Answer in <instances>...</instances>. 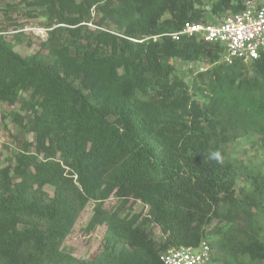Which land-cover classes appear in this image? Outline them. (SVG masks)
<instances>
[{
  "label": "trees",
  "instance_id": "obj_1",
  "mask_svg": "<svg viewBox=\"0 0 264 264\" xmlns=\"http://www.w3.org/2000/svg\"><path fill=\"white\" fill-rule=\"evenodd\" d=\"M242 4L0 0L15 24L13 43L0 30V104L17 130L0 167V264H163L203 241L208 264H264V162L227 151L251 137L264 152V56L226 65L218 45L172 37ZM19 10L43 19L36 54L14 50ZM173 60L204 70L179 75ZM89 203L84 231L104 232L82 260L63 242Z\"/></svg>",
  "mask_w": 264,
  "mask_h": 264
},
{
  "label": "rangeland",
  "instance_id": "obj_2",
  "mask_svg": "<svg viewBox=\"0 0 264 264\" xmlns=\"http://www.w3.org/2000/svg\"><path fill=\"white\" fill-rule=\"evenodd\" d=\"M244 1V0H243ZM221 18H213L208 24H217ZM12 20L16 21V26L19 24L22 31V43L14 46V50L22 56H29L40 51L39 45L46 39V32L43 25V19H31L25 16L24 11L12 14ZM15 24L11 21H5L0 18V30H4L7 41L13 43L12 36ZM42 54V53H41ZM175 66L176 72L179 75L186 76L187 69L201 71L204 67L202 63H182L180 61H171ZM13 108L5 104H0V167L5 166L9 151L14 149L12 144V136L17 134L16 128L8 121V114ZM29 140L31 136L27 137ZM227 151L231 157H239L242 154L244 162H264V152L260 151L257 143L251 137L244 140H239L235 144L229 145ZM46 190L51 193L52 189L46 187ZM115 205V200H109L105 203V208L110 209ZM93 203H89L84 211L79 216V219L71 233V235L63 242V248L73 257L87 260L99 247L103 236V228H99L93 234H87L84 231L91 215ZM142 205L137 203L133 208V213H138L142 210ZM152 237L157 244L160 240V232L158 228L153 229Z\"/></svg>",
  "mask_w": 264,
  "mask_h": 264
},
{
  "label": "built area",
  "instance_id": "obj_3",
  "mask_svg": "<svg viewBox=\"0 0 264 264\" xmlns=\"http://www.w3.org/2000/svg\"><path fill=\"white\" fill-rule=\"evenodd\" d=\"M242 10L221 18L217 24H185L172 37H197L221 48L220 62L234 60L250 63L264 56V0H244ZM211 248L201 242L198 248L179 247L161 254L163 264H208Z\"/></svg>",
  "mask_w": 264,
  "mask_h": 264
},
{
  "label": "clouds",
  "instance_id": "obj_4",
  "mask_svg": "<svg viewBox=\"0 0 264 264\" xmlns=\"http://www.w3.org/2000/svg\"><path fill=\"white\" fill-rule=\"evenodd\" d=\"M244 2V1H243ZM243 6V5H242ZM208 24V23H207ZM220 60V59H219ZM220 62V61H219ZM221 63V62H220ZM223 64V63H222ZM232 64V63H231ZM202 70H204V69H202ZM201 70V71H202ZM208 158L210 159V160H214V161H216V162H222V155H221V152L219 151V150H214V151H211L210 153H209V156H208ZM165 252V251H164ZM163 253V252H162ZM161 253V254H162Z\"/></svg>",
  "mask_w": 264,
  "mask_h": 264
}]
</instances>
